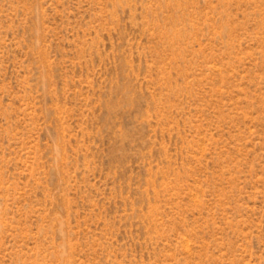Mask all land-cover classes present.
<instances>
[{
    "label": "rangeland",
    "instance_id": "1",
    "mask_svg": "<svg viewBox=\"0 0 264 264\" xmlns=\"http://www.w3.org/2000/svg\"><path fill=\"white\" fill-rule=\"evenodd\" d=\"M0 264H264V0H0Z\"/></svg>",
    "mask_w": 264,
    "mask_h": 264
}]
</instances>
